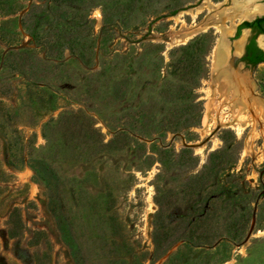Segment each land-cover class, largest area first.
Here are the masks:
<instances>
[{"label": "rangeland", "instance_id": "obj_1", "mask_svg": "<svg viewBox=\"0 0 264 264\" xmlns=\"http://www.w3.org/2000/svg\"><path fill=\"white\" fill-rule=\"evenodd\" d=\"M210 1L143 0L120 27H102L94 6L72 54L41 43L45 0L29 21L28 0H0V264H76L50 199L83 264H264V63L233 57L264 38L245 28L234 38L248 19L239 0ZM189 10L208 28L168 49L189 31ZM219 41L226 60L213 72ZM223 72L213 149L202 121ZM235 98L250 117L240 135L228 123ZM31 158L49 167L51 189Z\"/></svg>", "mask_w": 264, "mask_h": 264}, {"label": "trees", "instance_id": "obj_2", "mask_svg": "<svg viewBox=\"0 0 264 264\" xmlns=\"http://www.w3.org/2000/svg\"><path fill=\"white\" fill-rule=\"evenodd\" d=\"M109 1L110 11L108 12L106 10V4H103L100 0H45L46 3L43 4L40 9L44 13L38 23L41 27V35L39 36L41 43L52 47L68 48L73 54V51L71 50L72 43L83 39V36L79 35L77 27L80 26V28H85L90 24L92 25L93 19L90 15L94 6L101 5L102 27L109 25L120 27L123 23V15L127 14V16H131V13L135 11L139 2H142L143 0ZM35 6L36 4L33 1L27 5V14L25 17L28 21L31 18L33 7ZM174 13H176V11L172 12V14ZM51 15L53 17H51ZM25 17H23V19ZM242 28H250L255 35L264 34V16L252 21L245 20L241 22L237 26L234 38H237L240 35ZM187 44L188 43H186V45ZM24 51L28 50H20V53L22 52L25 54ZM241 59L251 64L253 67L260 63H264V51L256 45L255 36L250 37L248 43L245 45V51ZM28 164L35 173L38 174L45 186L48 189H51L54 182L51 178L52 176H49V167L47 164L42 160H36L33 158L28 159ZM205 166L206 164H204L203 167ZM53 203V199H50L48 205L56 219L62 238L70 248L75 263L83 264L82 256L79 255L78 246L69 231L67 222L62 218L60 214L61 210L58 205H56V208Z\"/></svg>", "mask_w": 264, "mask_h": 264}, {"label": "bare ground", "instance_id": "obj_3", "mask_svg": "<svg viewBox=\"0 0 264 264\" xmlns=\"http://www.w3.org/2000/svg\"><path fill=\"white\" fill-rule=\"evenodd\" d=\"M208 1L211 2L210 0H208ZM237 4H238V7H237L238 14L241 16V19L248 18L247 20H250V19L254 18L255 16L263 15L264 14V4L263 5H257V6H255L252 11H249L248 8H250L251 6H253V1L239 0V1H237ZM183 12L184 11H181L179 14H177V15H175L173 17L174 20L176 21V23H178L179 21H182L183 23L185 22L183 19L180 18L183 15ZM185 12L187 14L190 13V15L192 16V21L189 24L190 25V29H189V31L184 32V33H182V32L180 34L177 33V35L174 37V40L168 42V49L171 48V47H173V46H175V45L186 44L200 29L205 30L206 28H208L206 26H204V27H198L199 24L196 25L197 11L194 12L192 10L191 11L189 10V11H185ZM217 21H218V19H217ZM180 24H182V23H180ZM173 28H174V26H173ZM215 28H216L217 31H220V26L219 25H215ZM221 43H222V41L217 42L216 45H215V47H214V50H213V68H212L213 69V72H219L220 67H222L224 65L225 60H226V57L224 55V48H223V45ZM261 43H262V40H260L259 44L261 45ZM218 78L220 80V83H219L220 87L218 88V90L220 91V93L222 94V96H221V99L220 98L217 99V98L212 97L206 103V111H205V114H204V117H203V121H202L203 128L201 129L203 132H205L206 134H209L211 136V137H208L209 138L208 140H211L212 139L214 141L213 149H215L217 147V143H218L217 140H218V138L216 137V134L211 133L212 130L209 129V126H208L209 125L208 124L209 112L211 113V111L213 110V107L214 106H217V103L219 101L222 100V102H227L228 99H229L228 98L229 94L227 93L228 90H229L228 89L229 86H227V85H228V82H230V81H228L227 79L230 80V78L227 77L226 72L225 73L224 72L221 73L218 76ZM231 84H233V83H231ZM230 87H232V86H230ZM248 92L246 91L245 93H248ZM251 92H253V91H250V93ZM240 96H241V94H240ZM242 100H243V98H242ZM242 100H238V99L235 98L234 101H236V103H233V104L236 107L232 106L233 104H230L229 103L230 106L232 107L233 111H234L233 113L235 114L234 115L235 116V118H234L235 120L234 121L228 120V123L230 124V122H231V124L229 126L231 128H233V129H236L238 135H240L243 132V130H245L248 127L249 122L247 120L250 118V117L248 118V117H245L244 116L247 113L245 111V114H244V110L245 109H248V108H244V106H246L245 105L246 102L244 100L243 101ZM247 101H249V100H247ZM243 108H244V110H243ZM258 109L260 110L261 117L264 118V101H262L260 99H258ZM250 124H252V123H250ZM255 130L256 129L254 127V131ZM196 147H197V153L200 154V153H202V150L205 147V145L203 143H200ZM263 232L264 231H260L256 235L264 234Z\"/></svg>", "mask_w": 264, "mask_h": 264}, {"label": "water", "instance_id": "obj_4", "mask_svg": "<svg viewBox=\"0 0 264 264\" xmlns=\"http://www.w3.org/2000/svg\"><path fill=\"white\" fill-rule=\"evenodd\" d=\"M33 0H28V5L32 2ZM264 16V14L263 15H258V16H255L254 18H252V19H250V20H246V21H252V20H254V19H256V18H261V17H263ZM243 21H245V20H242V22ZM245 30H250V28H245ZM263 38H264V34H260ZM247 42V41H246ZM246 44V43H245ZM256 44H257V46L259 47V48H261L260 46V44H259V41H256ZM245 46V45H244ZM263 48H261L263 51H264V46H262ZM243 50H244V48H243ZM233 57H234V60L235 61H237V62H241L240 61V57H241V55H233Z\"/></svg>", "mask_w": 264, "mask_h": 264}, {"label": "flooded vegetation", "instance_id": "obj_5", "mask_svg": "<svg viewBox=\"0 0 264 264\" xmlns=\"http://www.w3.org/2000/svg\"><path fill=\"white\" fill-rule=\"evenodd\" d=\"M249 39H250V38H249ZM249 39L247 40L246 44L248 43ZM246 44H245V45H246ZM256 45H257V44H256ZM260 49H261V48H260ZM244 51H245V46H244ZM244 51H243V54H244ZM243 54H242V55H243ZM242 55H241V57H242ZM241 57H240V61L244 64V67H247V68H248V67H253L251 64H249V63H247L246 61L242 60Z\"/></svg>", "mask_w": 264, "mask_h": 264}, {"label": "crops", "instance_id": "obj_6", "mask_svg": "<svg viewBox=\"0 0 264 264\" xmlns=\"http://www.w3.org/2000/svg\"><path fill=\"white\" fill-rule=\"evenodd\" d=\"M250 30H251V29H250ZM237 39H238V38H237ZM237 39H235V40H237ZM243 48H244V47H243ZM243 48H242V54H243V51H244ZM261 48H262V47H261ZM242 54H239V55H242Z\"/></svg>", "mask_w": 264, "mask_h": 264}, {"label": "built area", "instance_id": "obj_7", "mask_svg": "<svg viewBox=\"0 0 264 264\" xmlns=\"http://www.w3.org/2000/svg\"><path fill=\"white\" fill-rule=\"evenodd\" d=\"M228 115H226V117H227Z\"/></svg>", "mask_w": 264, "mask_h": 264}]
</instances>
